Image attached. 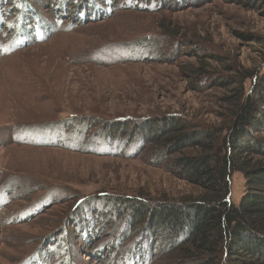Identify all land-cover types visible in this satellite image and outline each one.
I'll use <instances>...</instances> for the list:
<instances>
[{
    "label": "rangeland",
    "instance_id": "rangeland-1",
    "mask_svg": "<svg viewBox=\"0 0 264 264\" xmlns=\"http://www.w3.org/2000/svg\"><path fill=\"white\" fill-rule=\"evenodd\" d=\"M77 1L0 0V264H188L130 211L201 192L141 129L225 124L228 81L264 71V0Z\"/></svg>",
    "mask_w": 264,
    "mask_h": 264
},
{
    "label": "trees",
    "instance_id": "trees-1",
    "mask_svg": "<svg viewBox=\"0 0 264 264\" xmlns=\"http://www.w3.org/2000/svg\"><path fill=\"white\" fill-rule=\"evenodd\" d=\"M112 1L105 0L108 4ZM79 2L87 12L90 10L92 2L78 0L76 4ZM65 9L59 3L56 15L61 16ZM102 11L108 13L101 6L89 14ZM38 24L49 28L40 18ZM260 67L242 69L243 75L228 81L233 87L224 98L231 111L225 124L203 126L185 119L163 118L164 124L150 123L141 129L144 141L156 144L169 159L170 171L201 192L197 199L180 201L129 200L130 211L135 210L133 217L140 223L148 219L155 234L173 232L178 242L176 254L188 264H264V71ZM192 71L198 77L213 74L204 66ZM251 78L259 81L249 92L245 82ZM185 149L193 151L173 156ZM235 172H241L246 181L238 203L229 199ZM138 244L139 239L134 245L136 251L142 247ZM140 258L145 259V254L138 257V262Z\"/></svg>",
    "mask_w": 264,
    "mask_h": 264
}]
</instances>
